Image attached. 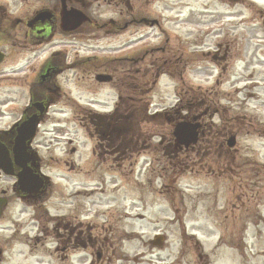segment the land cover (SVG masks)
I'll return each instance as SVG.
<instances>
[{
  "label": "rangeland",
  "instance_id": "obj_1",
  "mask_svg": "<svg viewBox=\"0 0 264 264\" xmlns=\"http://www.w3.org/2000/svg\"><path fill=\"white\" fill-rule=\"evenodd\" d=\"M49 1L0 0V4L21 18L48 6ZM85 1H88L85 12L95 16L99 23L110 18L119 19L120 6L101 0ZM133 5L135 17L142 15L148 23L133 25L124 33L94 31L85 24L82 30L72 34H57L47 51L33 54L24 48L15 57L16 52L10 44L14 38H21L18 29L10 32L13 35L10 44L7 39L2 41V49L7 51L9 64L16 60L20 64L42 61L50 50L59 49L68 50V63L89 56L136 57L140 61H135L131 70L150 73V83L154 80L151 74L155 73L151 63L167 58L177 62V81L162 73L156 77L154 86L147 85L150 88L144 90L143 97L148 99L149 114L171 111L179 102V92L183 94L189 87L203 91L220 87L233 98L230 102L228 99L221 101L220 105L239 107L241 118L252 121L250 117L260 115L264 120V0H148V4L144 0H134ZM75 6L80 7L79 4ZM220 43H223L222 50L229 49L235 57L219 86L215 80L221 71L203 54H213ZM153 49L159 50L153 52ZM123 61L125 64L121 68L131 65L130 60ZM117 62L112 61V64ZM97 73L79 67L67 69L60 75L62 97L53 105L51 119L38 133L36 149L46 162L44 171L52 181V197L45 203L49 213L60 215L72 211V217L78 214L85 223L101 225L99 231L95 230L96 239H135L127 249L131 253L129 260L116 261V264H264V188H260L259 194L251 188H257L252 183H264L263 173L258 177L252 173L250 176V166H242L244 173L234 179L188 172L178 177V192H175L165 188L164 179L157 173L160 165L150 169L152 156L147 153L136 156L137 164L127 169L124 165L120 169L119 161L102 163L92 158L93 143L85 127L89 109L113 111L119 93H123L120 88L124 87L120 79L98 83L93 79ZM252 74L256 76L255 82L250 78L247 82L237 80L238 75L249 77ZM6 75H3L4 81H0V128L9 127L18 118V109L27 103L23 91L20 96ZM129 79L132 81L127 76ZM180 83L186 86L182 88ZM242 89L253 92L248 96L238 93ZM244 127L241 139L234 134L237 131L229 137H237L235 152L241 159L264 163L263 138L253 134L245 136L250 126ZM167 128L163 129L166 135L169 130L173 131V127ZM159 131L163 132L160 128L148 131L154 144L159 141ZM73 149L76 150L73 152ZM65 159L70 161L68 166ZM207 161L206 165L215 169L214 159ZM237 182L245 188L238 191ZM13 183L14 179L4 177L0 179V189L11 192ZM237 194L243 195L240 203L236 201ZM63 196L70 198L67 205ZM32 217L33 209H24L16 201L5 213L0 235L20 242L10 254L9 262L64 264L61 254L54 252L53 243L48 244V250L37 252L38 247L32 241L33 251H29L26 242L38 229ZM157 234L165 236L162 246L143 251L138 239H154ZM90 259L83 261L87 263Z\"/></svg>",
  "mask_w": 264,
  "mask_h": 264
},
{
  "label": "flooded vegetation",
  "instance_id": "obj_2",
  "mask_svg": "<svg viewBox=\"0 0 264 264\" xmlns=\"http://www.w3.org/2000/svg\"><path fill=\"white\" fill-rule=\"evenodd\" d=\"M121 2L124 3L125 9L128 8L132 10L131 0H121ZM47 4L48 6L43 7L41 10L49 9L52 12V17L50 18H36L40 10L34 11L33 14L18 18L10 13L5 6L0 4V50L5 53V58L0 63V81H4L3 77L6 74L11 76L8 78V82L14 86V89H16V92L20 96L21 91H23V96L27 99V103L24 107L18 109L19 116L13 121L12 125L7 129L0 130V142L9 148L14 164V175H6L4 171L0 169V179L4 177L14 179L11 192L4 188L0 189V199L6 198L7 201L6 204L0 207V223L5 219V213L13 201H16V203L19 202L24 209L26 207L36 208L40 201H47L52 196V189L50 187L52 182L44 171V164H46V162H44L41 155L38 156V154H36L33 156L30 152L29 157L26 156V160L24 159L25 161L23 159L20 160L22 164L14 162V148L17 144L16 138L18 135L17 130L20 125L32 116H36L39 128L46 125L49 119H51L50 111H52L53 104L58 102L62 97L63 89L59 83L60 75L65 73L67 69H74V67L84 68L83 65H85L83 61H78L77 63L69 61L68 63V50L62 51L59 49L55 51L50 50L46 58L42 61L33 60L25 62L24 64L15 61L13 64L6 67L4 66L5 63L9 64L11 61L8 60L7 51L2 49L1 43L7 39L10 44V40L13 38L10 32L13 30L19 29V33H21V38H14V42L10 44L15 52L19 53L23 51L24 48L34 51L40 47H44L43 45H46L53 39L55 40L57 34H66L65 32L67 31L64 30L63 27H70V23L63 20L64 5L62 1L50 0ZM77 4L81 5L84 10L88 8V3L85 0H67L66 6L67 8H73ZM89 22H92V18H90ZM126 26L127 23L125 24V27ZM80 27L76 30L83 29V26ZM5 36L7 37L5 38ZM222 45L223 43L218 44V48L214 54L210 52L203 54L206 57H210L218 68L220 67L219 69L221 72H219L215 80L219 86L220 82L223 81L222 77H225L224 72L233 64L235 57L229 49L222 50ZM45 51H47V48H45ZM95 71L101 70L97 69ZM122 71H128V69L122 70L120 67L114 66V64H109V66L104 65L102 68V72L111 74L113 80L118 77V72L122 73ZM247 78L252 79L251 82H255L256 80L254 74L249 75V77L238 75L237 80L247 82ZM252 92L253 90L250 89L238 91V93H244L247 96L250 93L252 94ZM190 94L191 107L189 110V120L193 125H196L198 134L197 140L188 148H184L177 144L174 145V148L182 152L189 151L190 169L193 172L197 171L196 173H203L202 170L207 169L208 165H206V159H200L201 154L207 156V153L212 152V148L224 150L225 146L228 145L227 139L232 135L233 131H237V133L234 134H238L239 136L242 127L244 133V126H250L251 131L247 129V134L245 135L247 136L254 132H260L262 128L264 129L262 125L264 124V120L260 115L250 117L252 118V121H250L238 115L240 112L239 107L234 109L232 105L229 107L220 105L221 101H226L228 99L230 102L233 99L230 98L232 97V95H229L230 92L225 93L220 87L209 88L207 91H203L201 88L199 89L192 86ZM235 112H237V114ZM39 128L38 130H40ZM37 136L32 138L31 142H29L30 151H33V148H37ZM92 143V158L102 163L107 162L112 164L113 162L116 163L119 161L117 162L120 163L119 167L121 168V166L124 165L123 167L126 168L127 162L132 159L133 152L131 146L128 144L117 147L115 141L106 143L104 141L100 142L98 139H92ZM228 151L229 148L227 149V152ZM219 153H222V151H219ZM69 162L70 161L65 159V165L68 166ZM47 163L51 164L52 162L47 161ZM255 163L259 164V161ZM219 164L220 162L217 161L216 165ZM26 171L44 177L46 180L45 187L39 192L35 189L30 192H24L19 184V176ZM205 173L206 177L209 176L211 178H218L223 174V172L212 170L211 166ZM239 174H242V172H234L235 177L239 176ZM68 199L70 200L69 197L63 196L65 205L70 202ZM72 214L73 212L69 211L53 216L46 209L40 211L39 214L36 212V216L33 214L31 221H36L38 229L35 235L29 237L30 239L26 242L29 245V251H33L31 250L33 241L38 247H36L37 249L35 250L37 252L47 248L48 244L53 245L55 243L53 249L56 253L61 254V259L64 264H116V261L129 260L131 253L128 252L127 249L135 239H110L109 237L105 239H96L94 233L95 230H98L99 226L97 227L96 223L94 225L90 222L85 223L78 214L73 217ZM43 218H46V220L44 221ZM138 240L143 251L153 249L157 246L161 247L158 245L157 241H155L156 239ZM18 243H20L18 239H7L5 235H0V264H12V262H9L11 258L10 254L16 250ZM88 257L91 259L89 262L85 263L83 260H87Z\"/></svg>",
  "mask_w": 264,
  "mask_h": 264
},
{
  "label": "trees",
  "instance_id": "obj_3",
  "mask_svg": "<svg viewBox=\"0 0 264 264\" xmlns=\"http://www.w3.org/2000/svg\"><path fill=\"white\" fill-rule=\"evenodd\" d=\"M163 62H165V66L164 68H162V70L167 73L174 74L177 70V62L175 63L167 58H165ZM146 82L147 79L142 80V78H139L138 82L133 81V83H131V87H126V94L124 93V97L114 116L111 118H103L99 120L97 119V123L99 121V124L101 126L103 125L102 130L107 133V138H110V135L114 134V132H112V126H109V123H112L115 126L114 129L116 130L115 137L113 138L115 139L117 147H119V145L128 144L131 146L133 153L138 151V149H136L138 146H142L141 149H145V147L147 148L150 146L149 141L146 142L144 138H141L143 125L148 124L152 126H162V123H164L165 127L169 126L166 120L167 116L164 113L155 115L148 114L146 108L148 99H144L145 97H143V95L145 96L144 90L149 88V86L146 85ZM189 94L190 93L187 90L184 97L181 99L180 104L172 111V114L175 116L176 120L180 118L179 114L181 112L184 111L188 113V111L190 110L191 94ZM165 136L166 135H164V138L167 144L165 145L162 155L164 157H169L172 164H179L180 170L184 171L186 168L185 162L188 161L189 154H183V157L180 154L177 155L172 147V142L174 139L171 132L169 131L167 137ZM106 140L109 141L108 139ZM150 148L153 149L154 152H156L155 148ZM173 170V167H170V170H167L165 168V173L163 174L165 176H167V174H173ZM168 179L170 180V177H168Z\"/></svg>",
  "mask_w": 264,
  "mask_h": 264
},
{
  "label": "water",
  "instance_id": "obj_4",
  "mask_svg": "<svg viewBox=\"0 0 264 264\" xmlns=\"http://www.w3.org/2000/svg\"><path fill=\"white\" fill-rule=\"evenodd\" d=\"M64 1V0H63ZM64 17L66 20H69L70 23L74 24V26L80 24L83 20L86 19L84 14L78 10H70L64 12ZM48 17V14L45 13L43 15H40L39 18H46ZM3 59V55L0 54V61ZM110 77L106 75H98L97 80L98 81H105L109 80ZM33 122V121H32ZM31 124V123H30ZM30 124H27L25 127H22L19 130L20 136L18 138L19 145L17 147L16 153H17V163L22 164L20 162L21 159L26 160V156L29 157V153L26 151V144L29 138L32 136L34 132V124L30 126ZM174 135L176 136V139L179 143L190 144L191 142L195 141L196 138V126L191 125L189 122H180L177 124ZM24 160V161H25ZM0 166H2L6 173L12 174V162L9 158L8 151L6 148L0 145ZM24 179H20L21 188L24 191L30 192L34 189L37 190L42 185V180L38 177L32 174L30 171L25 172ZM3 203V202H2ZM1 201H0V207H1ZM158 239H162V237H159Z\"/></svg>",
  "mask_w": 264,
  "mask_h": 264
}]
</instances>
